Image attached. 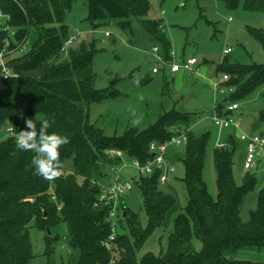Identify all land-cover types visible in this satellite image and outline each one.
Masks as SVG:
<instances>
[{
	"label": "trees",
	"instance_id": "obj_1",
	"mask_svg": "<svg viewBox=\"0 0 264 264\" xmlns=\"http://www.w3.org/2000/svg\"><path fill=\"white\" fill-rule=\"evenodd\" d=\"M223 1L228 8L241 6L247 11L264 12V0ZM72 2L0 0V51L6 45L7 49H21L8 60L16 76H0V134H5L0 136V264H30V222L44 230L66 224L63 239L70 264H263L234 254L247 249L264 252V187L258 191L257 205L250 211L249 219L242 221L240 208L255 184V175L246 173L240 181L235 178L239 143L229 135L224 145L211 149L216 187L212 195L203 178L209 132L196 135L187 131L181 158L186 202L173 219L165 247L157 255H137L150 233L165 223L175 203L173 196L159 187V168L151 174L136 172L134 176L147 227H141L136 213L121 203V196L112 248L102 244L108 240L111 228L110 204L98 202L100 186L111 178L108 168L119 164L107 151L122 150L127 159L136 158L143 163L152 157V141L169 140L175 133L173 126L190 117L171 108L144 129L129 127L122 134L111 136L92 123L89 105L114 95V91L94 86L96 38H84L63 48L68 37L77 34L71 33L65 23ZM86 2V19L93 31L112 22L127 29L132 18L139 19L149 11L147 0ZM140 20L150 40L158 43L161 52L170 58L169 41L159 21ZM250 33L264 50V29L251 28ZM219 70L228 76L223 84L233 91L224 96L227 100L222 99L215 110L221 111L228 102L244 101L256 93L264 97V62L237 63L224 58ZM20 116H38L36 122L47 119L51 124L49 133L67 137L68 143L60 148V175L54 180L36 174L32 164L36 153L21 151L15 136L6 135L5 122L21 131ZM258 122L264 123V109L258 111ZM36 126L38 131L39 123ZM68 158L72 160L73 173L63 171V162ZM193 238L200 241L199 249H195ZM52 251L49 243L47 252Z\"/></svg>",
	"mask_w": 264,
	"mask_h": 264
},
{
	"label": "rangeland",
	"instance_id": "obj_2",
	"mask_svg": "<svg viewBox=\"0 0 264 264\" xmlns=\"http://www.w3.org/2000/svg\"><path fill=\"white\" fill-rule=\"evenodd\" d=\"M147 1L148 13L139 19L132 18L127 29H121L112 22L94 31L91 30L86 19L88 13L86 0H73L70 10L66 13V25L71 33L78 34L75 44L84 38L97 39V51L92 60L95 88L114 91V95L89 105V120L99 126L105 135L111 136L120 135L129 127L144 129L155 122L161 112L171 108L184 111L190 117L189 120L182 124L176 123L172 130L183 125L182 127H189L196 135L209 132L203 178L209 192L214 195L215 169L211 149L216 136L221 138L227 130L236 132L238 128L245 132L263 133L264 123L258 122V111L264 109V97L256 93L247 100L237 101L239 110L231 112L230 116L233 121L237 120L239 125L219 130L214 125L212 116L215 107L224 96L214 91L211 79L222 75V71H217V67L224 58L237 63L264 62V50L250 33L251 28L264 29V12L247 11L241 6L228 8L223 0ZM140 19L159 21L170 49L174 52V61H180L182 56H194L203 73L189 75L181 70L179 75L181 74L182 78L177 77L173 80L161 72L152 73L151 67L154 63L152 46H160L150 40ZM106 31L108 35H105ZM227 47L231 48V51L224 53ZM188 86V91L184 92ZM216 112L220 111L217 109ZM37 118L38 116H20L21 131L27 130V120L34 121ZM0 136L5 137V134L1 132ZM185 143V140H181L178 146L170 145L169 165L160 166L167 179L163 183L160 182L159 187L171 194L175 203L169 210L165 223L155 228L138 249V257L147 252L157 255L165 247L173 219L185 205L186 190L181 181L184 173L181 158L184 155ZM243 151V143L239 141L240 155ZM124 161L128 163L129 159L124 157ZM241 164L239 162L234 165V176L238 181L246 173L255 175V184L247 193L239 212L241 220L247 221L250 211L257 205L258 191L264 187V156L257 157L250 169H243ZM114 168H108L110 176ZM63 171L73 173L70 158L63 162ZM135 175L136 171L130 166L120 169L121 181L126 189L119 200L136 213L141 227L146 228L147 216L142 208L141 193L134 184ZM121 212L122 210H119V215ZM49 231L48 233L47 230L35 226L34 222H30L28 226L32 250L30 264H70V255L63 239L67 233L66 224L60 223L51 227ZM192 241L195 249H199L200 241L196 238ZM49 243L53 247L51 253L47 252ZM234 256L264 264V252L253 249L241 250Z\"/></svg>",
	"mask_w": 264,
	"mask_h": 264
},
{
	"label": "built area",
	"instance_id": "obj_3",
	"mask_svg": "<svg viewBox=\"0 0 264 264\" xmlns=\"http://www.w3.org/2000/svg\"><path fill=\"white\" fill-rule=\"evenodd\" d=\"M2 14L0 13V21ZM109 33L106 31L105 35ZM77 40V34H72L64 43V47L73 44ZM7 46V45H6ZM6 46L0 51V76L7 78L16 76L13 72L11 66L8 64V60L15 56L17 53H21V49H7ZM231 48L227 47L224 49V53H229ZM152 56L154 63L151 67L152 73H159L166 71L170 77H175V75L181 71L185 70L190 73H194L199 65L198 60L194 56L184 57L180 61H174V52L170 51V58H166L165 55L161 52L157 45L152 46ZM227 75L223 74L218 78L211 79L212 86L214 91L226 96L233 91L232 87H229L223 84V81L227 79ZM239 108L238 102H229L227 103L220 112L214 110L212 116V121L214 125L220 130L222 128H228L231 125L238 126V121H233L231 114L225 113L226 111L233 112ZM238 128V127H237ZM4 131L6 135L17 136V133L20 132L19 127L15 126L11 122H5ZM187 127H179L174 130V134L167 141L158 143L152 141L149 145V149L152 153V157L147 159L145 162L141 163L136 158L129 159V162L124 161V152L122 150L109 149L107 151L108 155L112 158L119 160L117 167L113 169L110 180L104 185L100 186V194L98 196V202H103L110 204V211L108 214V220L110 223L111 233L108 236V240H105L102 244L107 248H112L111 240L114 238L116 227H115V217L117 210V203L119 198L124 193L126 186L122 183L120 177V169L125 166L132 167L139 174H151L156 169H160V166H168V150L169 146H178L181 143V140L186 141L187 137ZM238 139L245 143L244 147V157L242 161V166L244 169H250L254 163L255 158L258 154L259 148H264V134L259 133H248L238 128ZM225 143L219 138L216 139L214 146H222ZM167 179L166 174L160 173L159 182L163 183Z\"/></svg>",
	"mask_w": 264,
	"mask_h": 264
},
{
	"label": "clouds",
	"instance_id": "obj_4",
	"mask_svg": "<svg viewBox=\"0 0 264 264\" xmlns=\"http://www.w3.org/2000/svg\"><path fill=\"white\" fill-rule=\"evenodd\" d=\"M37 123L39 130L37 131ZM50 122L45 119L39 122L31 119L26 121V129L17 133L16 143L21 151H33L32 164L35 172L43 179L52 181L60 175L59 159L61 146L68 143L65 136L49 133Z\"/></svg>",
	"mask_w": 264,
	"mask_h": 264
},
{
	"label": "crops",
	"instance_id": "obj_5",
	"mask_svg": "<svg viewBox=\"0 0 264 264\" xmlns=\"http://www.w3.org/2000/svg\"><path fill=\"white\" fill-rule=\"evenodd\" d=\"M185 56H182L180 59H182V58H184ZM181 71H179L176 75H175V77H170L168 74H167V72L166 71H162L161 73H163L164 75H168L172 80L173 79H175V78H182V75L180 74L179 75V73H180ZM182 72H186V73H188L189 75H200V74H202L203 73V71H202V68H201V65L199 64L198 66H197V69H196V71L194 72V73H190V72H188V71H185V70H182ZM232 114V113H231ZM188 128V130H189V127H187ZM248 133H251V132H248ZM229 135H232V136H234V138H236V140L238 141V143H239V141L240 142H242L243 143V147H245V143L243 142V141H241V140H239L238 139V131H236V132H234V131H231V130H227V132L223 135V136H221V138H219L218 136H216V138H215V140H214V142H213V146H214V143H215V141H216V139L217 138H219L221 141H225L226 139H227V137L229 136ZM241 144V143H240ZM264 156V148H259L258 149V154H257V156H256V158L257 157H263ZM243 157H244V151H243V153H242V155H240V153H239V148H238V151H237V153H236V164L237 163H239L240 162V164L242 163V161H243ZM255 158V159H256ZM239 161V162H238ZM241 166H242V164H241ZM242 168H243V166H242ZM244 169V168H243ZM246 170V169H245Z\"/></svg>",
	"mask_w": 264,
	"mask_h": 264
},
{
	"label": "water",
	"instance_id": "obj_6",
	"mask_svg": "<svg viewBox=\"0 0 264 264\" xmlns=\"http://www.w3.org/2000/svg\"><path fill=\"white\" fill-rule=\"evenodd\" d=\"M188 89H189V86L186 88V90H185L184 92H187V91H188ZM226 100H227V98H226V97H224V98H223V101H226ZM47 231H48V233L50 232V231H49V228H47Z\"/></svg>",
	"mask_w": 264,
	"mask_h": 264
}]
</instances>
